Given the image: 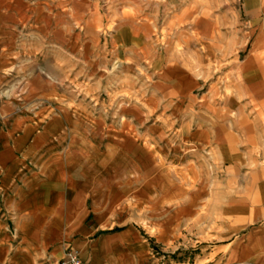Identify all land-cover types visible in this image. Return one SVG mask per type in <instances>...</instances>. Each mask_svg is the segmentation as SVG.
<instances>
[{
	"label": "crops",
	"instance_id": "crops-1",
	"mask_svg": "<svg viewBox=\"0 0 264 264\" xmlns=\"http://www.w3.org/2000/svg\"><path fill=\"white\" fill-rule=\"evenodd\" d=\"M82 33L115 51L119 72L150 79L146 94L135 91V117L124 111L152 120L161 160L169 148L173 190L188 181L205 195L191 209L207 211L197 216L195 264H264V0H0V97L16 92L12 65L38 55L30 48L50 45L53 59H70ZM15 108L0 100V264H41L91 232L85 194L68 185L65 164L34 171L27 162L54 153L65 119L45 124ZM157 180L164 190L163 170ZM92 253L91 264L123 259Z\"/></svg>",
	"mask_w": 264,
	"mask_h": 264
},
{
	"label": "rangeland",
	"instance_id": "rangeland-1",
	"mask_svg": "<svg viewBox=\"0 0 264 264\" xmlns=\"http://www.w3.org/2000/svg\"><path fill=\"white\" fill-rule=\"evenodd\" d=\"M78 37L73 58L57 61L52 58V47L44 45L30 48L37 56L23 63L14 60L13 73L20 75L11 83L16 92L0 97L32 121L42 119L46 124L65 119L62 139L51 142L54 153L27 162L34 171L48 162L65 164L68 185L78 186L85 194V223L91 232L67 238L61 253L55 252L58 245L51 248V257L41 264H56L68 246L78 250L77 241L89 253L85 264H91L96 248L123 258L116 264H195L197 216L206 218L207 211L191 209L204 203L205 195L191 194L195 190L188 181L182 189L173 190L169 148L163 144L161 160V150L148 130L152 120L137 123L136 118L127 119L124 111L131 109L135 117V91L142 86L146 94L149 77L145 80V71L114 68L115 51L101 48L103 39H88L83 33ZM126 98L131 103L126 104ZM155 157H159L158 165ZM162 170L168 176L163 182L165 191L157 180Z\"/></svg>",
	"mask_w": 264,
	"mask_h": 264
},
{
	"label": "built area",
	"instance_id": "built-area-1",
	"mask_svg": "<svg viewBox=\"0 0 264 264\" xmlns=\"http://www.w3.org/2000/svg\"><path fill=\"white\" fill-rule=\"evenodd\" d=\"M56 264H85V260L77 249L68 246L64 256Z\"/></svg>",
	"mask_w": 264,
	"mask_h": 264
}]
</instances>
